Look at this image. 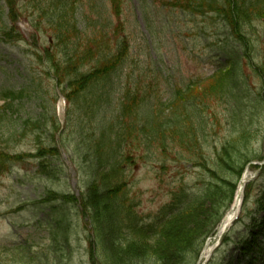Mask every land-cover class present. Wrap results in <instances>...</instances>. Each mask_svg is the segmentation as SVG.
<instances>
[{
    "label": "rangeland",
    "instance_id": "374dc122",
    "mask_svg": "<svg viewBox=\"0 0 264 264\" xmlns=\"http://www.w3.org/2000/svg\"><path fill=\"white\" fill-rule=\"evenodd\" d=\"M11 1L20 17L16 18L15 23L9 18L5 19V25L12 27L18 40L10 42L0 36V93L25 90L26 94L22 101L11 104L9 114L4 113L5 119H0V149L24 156L34 154L40 145L54 148L56 155L50 159V168H53L57 178H45L38 162L31 156L15 160L11 170L6 175H0V264H94V258H104L105 250L111 257L118 258L121 254L127 260L132 255L128 250L134 253H138V250L127 246L125 241V246H121L115 236L125 239L127 232L114 235L105 222H99V229L103 227L102 237L90 245L87 217L79 215L77 204L73 212L72 208L69 209L73 229L70 233L73 241L71 251H62L61 247L52 243L50 231L54 226L49 223L53 214L48 206L38 204L45 192L52 190L69 194L74 200L81 198L88 205L97 203L101 199V192L94 179L88 176L86 155L81 153L77 142L78 134L82 133L80 126L84 116L76 112L73 101L65 100L64 97L69 94L68 85L55 83L35 54H42L47 49L52 50L56 57L63 58V48L53 42L54 34L50 31L52 24L39 19L35 10L37 0ZM67 1L75 10L78 39L82 43L93 30L105 28V40L112 52L119 42L124 41L128 46L125 63L114 75L110 111L121 97V89L127 87L133 92L150 93L152 101L165 102L175 85L182 86L189 79L203 80L209 77L223 62L218 47L233 43L228 29L217 19L214 20L211 14L172 9L167 0H118L115 5L112 0ZM3 2L7 14L5 0L0 3L2 5ZM243 29L251 39V42L248 39L249 46L255 48L251 59L257 66L262 63L264 66V22L254 20ZM245 72L249 95H241V98L252 96L237 114L230 113L233 102L231 95L212 99L208 103L209 112L203 116L207 123L204 134L206 142L200 148L204 157L211 154L215 158L216 149L219 150L232 136V127L244 124L248 129L252 127L251 135L246 139L247 146L242 149L244 160L226 173L221 197L215 203H208L199 209L195 218L184 224L185 228H193L192 233L182 234L174 226L168 235L161 238L163 246L171 247L172 252L179 245L184 249L178 253L180 264L190 263L193 252L202 242L200 238L212 229L214 220L225 214L231 201L232 185L237 183L240 168L247 160L251 162L246 164L243 172L247 171L253 179L244 190L241 213L221 239L217 242L211 240L212 251L204 261L199 259V264H236L241 257L242 244L238 241L245 236L244 227L250 228V233H256L260 225L264 227V167L262 170L257 168L264 163V83L253 74L251 67L246 68ZM261 96L263 101L260 99L259 102L262 105L256 100L252 101L253 97L258 99ZM62 100L65 107H60ZM4 105L5 101L0 100V107ZM142 115L140 113V117ZM54 118L60 127H65L63 135L55 132L52 126ZM27 119L40 121L42 127L22 132V122ZM130 140L132 145L125 147L126 165H123L126 190L129 192L126 200L133 203L135 212L145 222L169 204L177 191L195 193L207 182V173L197 164H187L175 158L174 154L181 150L173 149L164 154L159 148L149 149L140 145L137 139L131 137ZM189 146L191 152L184 149L180 155L187 154L186 158L192 156V145ZM255 218L259 224L253 227ZM240 219L241 222L238 221ZM194 224L199 227L196 234H193L196 230ZM229 231L232 233L228 234ZM252 236L249 234L248 239ZM225 237L227 244L223 245ZM259 240L264 245V232ZM137 247L141 252L145 251L141 246ZM262 255L258 256L261 262L257 260L252 264H264ZM123 257L118 258L119 261ZM161 258H164L163 255Z\"/></svg>",
    "mask_w": 264,
    "mask_h": 264
},
{
    "label": "trees",
    "instance_id": "16d2710c",
    "mask_svg": "<svg viewBox=\"0 0 264 264\" xmlns=\"http://www.w3.org/2000/svg\"><path fill=\"white\" fill-rule=\"evenodd\" d=\"M117 1L112 0L111 2L115 5ZM167 1L170 2L172 9L193 14H211L214 20L217 19L228 29L233 43L218 47L217 51L223 62L209 77L203 80L200 78L189 79L182 86L175 85L170 98L165 102L152 101L150 93L137 92V90L133 92L127 87L121 89L122 95L111 111L109 108L113 103L114 75L125 63L128 55L127 44L124 41L119 42L112 52L105 40L107 33L105 28L93 30L82 43L78 39V19L75 16V10L67 0L36 1V13L40 20L48 22L49 25L52 24L50 31L54 34L55 41L53 40V42L56 43V46L63 48V58L56 57L52 50L47 49L44 50V55L37 52L35 54L47 70L46 73L44 69V73L51 74L55 83L68 85L69 94L66 97L76 104V112H80L84 116L83 124L80 126L82 133L78 134L77 142L81 153L86 155L88 176L94 179L93 182L98 184L101 192V199L92 204L93 206L88 205L81 198L74 200L69 194H61L52 190L45 192L38 204L48 206L53 214L49 223L54 226L50 231L52 243L61 247L62 251L68 253L71 251L73 241L70 233L73 232V229L71 228L69 209L72 208L71 212H73L75 204H79L81 208L78 210L79 215L83 218L87 217V225L90 224L92 227V235H89L90 245L101 239L103 227L99 229L101 226L99 222H105L114 235L127 232L125 239L115 235L116 241H119L121 246H125L126 243L127 246L138 250V253L128 250L132 252V255L127 260H124L120 254L118 258L123 257L120 261L115 256H109L110 254L108 255L105 250L104 258L101 260L98 257L94 258V264H180L178 253L184 249L179 245V248L176 247L172 252L171 247L163 246L161 238L168 235L174 226L177 231H182V234L192 233L193 228H185L184 224L193 220L199 209L208 203H215L221 197L226 173L242 163L245 157L242 149L247 146L246 139L251 135L252 127L248 129L244 124L240 126L235 124L232 127L234 131L232 136L219 150L216 149L215 158L210 156L211 154L204 157L200 148L206 142L204 134L207 123L203 116H205V112H209L208 103L212 99L230 97L231 95L233 100L232 109H229L231 114L233 112L237 114L239 108L246 105L245 101L252 96L248 97L246 68L251 67L253 74L264 83L263 63L257 66L251 59V56H254L255 48L252 43V47L249 46L251 39L243 31V28L252 24L254 20L264 22V0ZM5 4L8 9L7 14L4 2L2 5L0 3V33L7 41H16V32H13L12 27L5 25V19L9 18L15 23L16 18L20 16L15 12L13 1L5 0ZM110 9L112 10L111 7ZM115 10L117 11V6H115ZM113 12L115 11L113 10ZM111 14L115 18L112 12ZM234 93H238V95H234ZM25 94V90L1 92L0 100L5 101V105L0 107V119L8 115L11 104L22 101ZM246 94L248 95L244 96V99L241 98V95ZM260 99L263 101L262 96L258 99L253 97L252 101L256 100L262 105L259 102ZM246 111L248 112V109ZM140 113L143 114L141 117ZM49 125L48 122L47 127ZM52 126L56 133L64 134L65 127L61 129L55 118ZM41 127L40 121L34 122L27 119L22 122L20 129L24 132L27 129L31 131ZM44 129L48 130L46 127ZM131 137L137 139L136 141L143 147L159 148L164 154L173 151V149L181 151L187 149L191 152L189 146L191 144L192 156L189 155L186 158L187 154L182 156L180 154L183 152L180 151L174 154L175 158L184 160L182 162L187 164H197L207 173V182L195 193H189L186 190L177 191L169 204L161 209L156 216L145 222L135 212L133 203L126 200L129 192L126 190L123 165H126L124 164L126 162L125 147L129 144L132 145ZM55 155V149L46 144L37 147L34 154L24 156L0 149V175H6L11 170L12 162L31 156L38 162V167L45 178L56 179V173H53V168H50V159H53ZM250 162L247 160L242 165L238 175ZM235 186L236 184L232 185L230 200ZM220 217L217 218V221L214 220L212 229L200 238L202 242L193 252L189 264H196L205 240L213 234ZM241 219L238 221L241 222ZM253 222L255 223L253 227L257 226V223L259 224L256 218ZM194 225L196 230L193 234H196L199 227ZM263 228L260 225L256 233H250V228L244 227L245 236L240 239L238 237V242L242 245L240 247L241 257L237 259L236 264L257 263L256 261L260 260L258 256L264 255L263 241L259 240L264 232ZM230 233L232 232L229 231L228 234ZM249 234L253 236L248 239ZM226 237L223 245L227 244L225 243ZM137 246H141L140 248H144L145 251L142 253ZM162 255L164 258H161Z\"/></svg>",
    "mask_w": 264,
    "mask_h": 264
},
{
    "label": "bare ground",
    "instance_id": "6f19581e",
    "mask_svg": "<svg viewBox=\"0 0 264 264\" xmlns=\"http://www.w3.org/2000/svg\"><path fill=\"white\" fill-rule=\"evenodd\" d=\"M246 176L243 177V181L245 180ZM241 186L239 187V191L237 193V197L234 200V204L232 206V209L229 211V213H227L224 218L222 223L219 225L217 231H216V235L215 237L217 239H219L223 233H225V231L227 230L228 226L230 225V223L233 220V217L235 215V212L238 208V204H239V200L241 198ZM211 240H209L205 246V248L203 249L202 253H201V257H200V261H204L205 259L208 258L209 254L211 253V244H210Z\"/></svg>",
    "mask_w": 264,
    "mask_h": 264
}]
</instances>
